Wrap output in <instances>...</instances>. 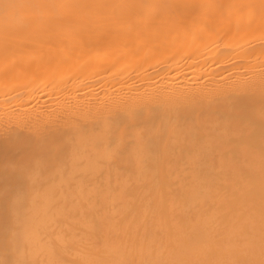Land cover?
I'll return each mask as SVG.
<instances>
[{
  "label": "bare ground",
  "instance_id": "obj_1",
  "mask_svg": "<svg viewBox=\"0 0 264 264\" xmlns=\"http://www.w3.org/2000/svg\"><path fill=\"white\" fill-rule=\"evenodd\" d=\"M0 264H264V0H0Z\"/></svg>",
  "mask_w": 264,
  "mask_h": 264
}]
</instances>
